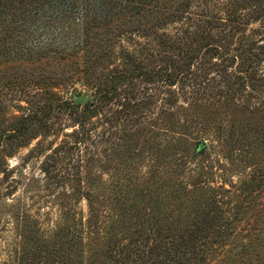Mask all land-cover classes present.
<instances>
[{"label": "trees", "instance_id": "obj_1", "mask_svg": "<svg viewBox=\"0 0 264 264\" xmlns=\"http://www.w3.org/2000/svg\"><path fill=\"white\" fill-rule=\"evenodd\" d=\"M0 58V264H264V0H0ZM33 142L38 188L80 187L20 220Z\"/></svg>", "mask_w": 264, "mask_h": 264}, {"label": "rangeland", "instance_id": "obj_2", "mask_svg": "<svg viewBox=\"0 0 264 264\" xmlns=\"http://www.w3.org/2000/svg\"><path fill=\"white\" fill-rule=\"evenodd\" d=\"M69 33V32H68ZM75 32L74 30H72V33H69L71 35H74ZM57 44L59 46H63L61 44H59L57 42ZM56 45V43H55ZM4 58H0V65H3ZM13 111L11 109H6L4 115L6 118V121H9L13 118ZM232 116V117H231ZM232 118L235 121H240V122H244L243 120L247 119L250 122L255 123V119L250 116V115H229V118ZM35 146V142H33L30 147L26 148V149H21L19 150V152L17 153V155L15 156L14 159L10 160V165L11 167L14 166L15 167V171H14V176L18 177L19 172H22V174L25 175V177L28 179V188L26 191V188L22 187L23 185H19V188L17 190V192L15 193V200L19 199L22 200V205L20 206V212L18 213L17 218H19L21 220L22 218V209H26L28 211H31L30 209L34 208L33 202L37 203L38 206V210L40 211L41 214H44L46 212H50L52 213V217H55V214H58V204H59V197L62 193L66 192V190H70V193L72 189L76 188V187H80L79 182L76 181V179L73 180V182H71V186L64 188V187H55L54 185L50 186L48 185L46 188L43 189V187L38 188L36 185V181H40L43 179L42 174L39 172V162L40 160H36V159H30L27 162H25V166L22 168H19V165H21L22 163V159L24 158V156L28 155V151ZM138 169L141 172H145V163L144 164H139L138 163ZM103 180H105L104 182L108 181L107 176H103L102 177ZM22 184V183H21ZM43 186V185H42ZM83 187H85L86 185L82 184ZM102 190H100V193L102 194V199L105 200L106 204L108 203L107 199H112L114 202H117V200L115 201L114 196L110 197V193H108V191L104 190V185L102 186ZM99 193V194H100ZM70 195V194H69ZM36 196H39L41 199H38ZM30 198H32L34 201H31ZM26 204V205H25ZM70 204V219L74 220V218H76V220H80L82 218H86L87 217V211H88V205L85 201H79L77 202V200L75 198H73L72 200H70L69 202ZM109 204V203H108ZM103 206H106L103 203ZM14 216V214H13ZM15 217V216H14ZM54 218L51 219V222L45 221L42 222V228H44L45 230V226L49 225V227H54L55 226V221H53ZM17 222V220H16ZM15 220L12 217V214L10 213V211H5L1 210L0 212V260H6L8 254L10 252L13 251V249H15L16 245H19L18 243V239H19V234H20V226L19 222L16 223ZM48 222V223H47ZM72 222V221H71ZM51 223V225H50ZM71 225V223H70ZM103 235L107 236L109 238V240L112 241V243H114L113 237L111 234H108V230L105 233V231L103 230V228H101L99 230ZM122 238H120L121 240ZM119 238L116 239V241H120ZM126 240V239H125ZM22 241V240H21ZM29 242V240H28ZM18 247V246H17Z\"/></svg>", "mask_w": 264, "mask_h": 264}]
</instances>
